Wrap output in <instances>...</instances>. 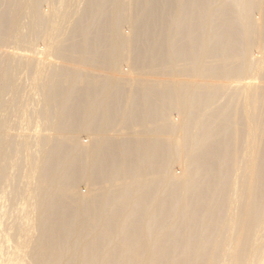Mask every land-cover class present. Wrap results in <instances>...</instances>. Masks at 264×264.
<instances>
[{
    "label": "bare ground",
    "instance_id": "6f19581e",
    "mask_svg": "<svg viewBox=\"0 0 264 264\" xmlns=\"http://www.w3.org/2000/svg\"><path fill=\"white\" fill-rule=\"evenodd\" d=\"M7 185L0 264H264V0H0Z\"/></svg>",
    "mask_w": 264,
    "mask_h": 264
},
{
    "label": "rangeland",
    "instance_id": "374dc122",
    "mask_svg": "<svg viewBox=\"0 0 264 264\" xmlns=\"http://www.w3.org/2000/svg\"><path fill=\"white\" fill-rule=\"evenodd\" d=\"M54 1H57V0H54ZM257 13V12H256ZM24 21H27V19H25ZM12 47H15V43H13V45H12V43L10 44ZM55 59V58H54ZM56 61H60L59 59L57 60V59H55ZM27 76H23L22 77V79H21V81H22V83H24V85H25V90L29 93V90L30 91H32L31 90V85H30V80L28 79V78H26ZM25 81H24V80ZM27 79V80H26ZM24 81V82H23ZM28 82V83H27ZM27 85V86H26ZM30 88V89H29ZM29 89V90H28ZM30 94H31V92H30ZM32 97V99H33V97H34V101H35V99H36V97H38V95H34L33 94V96H31ZM30 97V98H31ZM32 99H29V107H33L34 106V104H35V102L32 100ZM34 103V104H33ZM33 105V106H32ZM39 124V126L37 125V127H36V124ZM27 125H24L23 127H24V130L25 131H27V132H33L34 130H40V129H42L43 128V122H28V123H26ZM16 131H18V130H23L22 129V127L21 128H19V125L17 126L16 125ZM83 136H84V134H83ZM22 165V166H21ZM20 167H21V169L24 167V164L23 163H21L20 165H19ZM177 164L175 165V167H176V169L178 170V171H180V169H179V166H178V168H177ZM19 168V167H18ZM20 169V168H19ZM83 184V185H82ZM80 186H81V188H83L84 187V183L83 182H81V184H80ZM5 189H3V191L5 190V193L4 194H6L5 195V197H4V195H3V197H1L0 199L2 200H0V212H1V215H3L2 217H1V215H0V222H3L2 224L3 225H7V223H12L13 221H14V219L15 220H17L20 216H21V208L22 207H26V203L24 202V199H23V201H22V199L21 198H18L17 199V201H16V203H14V202H11L10 200H8V198L10 199V197H11V194L9 193V191H10V186L9 185H7V187H4ZM85 188V187H84ZM7 189V190H6ZM85 190V189H84ZM6 191H7V193H6ZM7 197V198H6ZM7 199V200H6ZM3 200H5V201H3ZM10 201V202H9ZM9 203H11L10 205H9ZM19 203H21L20 205H19ZM8 206H7V205ZM24 204V205H23ZM8 207H6V206ZM12 205V206H11ZM19 205V206H18ZM13 207H14V209H13ZM15 207H17L18 209L16 210L15 209ZM8 209H10V210H8ZM12 209V210H11ZM8 210V211H7ZM18 211V212H17ZM4 212V213H3ZM11 212V213H10ZM13 212V213H12ZM8 214V215H7ZM10 214V215H9ZM14 215H15V217H17V218H15L14 217ZM5 221V222H4ZM2 243V242H1Z\"/></svg>",
    "mask_w": 264,
    "mask_h": 264
}]
</instances>
